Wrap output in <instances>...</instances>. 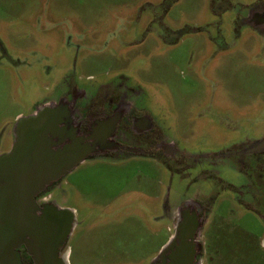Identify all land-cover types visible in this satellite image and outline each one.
<instances>
[{
    "label": "rangeland",
    "instance_id": "374dc122",
    "mask_svg": "<svg viewBox=\"0 0 264 264\" xmlns=\"http://www.w3.org/2000/svg\"><path fill=\"white\" fill-rule=\"evenodd\" d=\"M264 0H0V153L18 116L53 99L64 78L94 89L126 77L169 140L190 155L264 132V29L242 21ZM171 140V141H172ZM192 159V157L190 158ZM187 172L175 162L88 158L55 199L72 208L69 264H148L172 234L181 197L218 192L199 234L200 264H264V223L236 204V163ZM187 162V161H186ZM220 179V180H219ZM236 188V189H235ZM200 254V253H199Z\"/></svg>",
    "mask_w": 264,
    "mask_h": 264
},
{
    "label": "flooded vegetation",
    "instance_id": "af4514ba",
    "mask_svg": "<svg viewBox=\"0 0 264 264\" xmlns=\"http://www.w3.org/2000/svg\"><path fill=\"white\" fill-rule=\"evenodd\" d=\"M242 21L264 29V6L260 3L250 6ZM66 78L61 80L56 96L37 107L45 105L47 106L45 108L50 109H76L81 114L77 120L76 140L82 142L84 140L93 146V151L86 159L118 160L141 156L155 158L167 165L170 161L175 162L183 170L187 169V172L200 163L203 166L207 165L206 169L201 170V176L204 177L206 174L210 175V166L216 174L219 172L217 163L210 164L207 159L211 155L216 159L221 158L222 164L235 162V168L245 173L248 184L237 188L239 194L233 201L246 209L255 210L254 213L262 218L264 223V132L252 140H237L233 145L216 153L189 155L172 139L169 140L168 132L171 129L155 121L142 101L137 102L140 93L130 86L126 77L119 78V81L96 85L94 89L79 86ZM61 179L52 182L37 194L39 203H55L59 207H64V204L53 196V192L59 188ZM217 195L218 192L211 186L207 194H193L187 197L183 195L171 209L164 203V216L171 220L172 225L179 219H188L189 223L193 222L189 219L195 220L198 224L197 231L193 234L198 256L202 254L199 234L207 223L209 210ZM7 249L0 264H34L24 244Z\"/></svg>",
    "mask_w": 264,
    "mask_h": 264
},
{
    "label": "water",
    "instance_id": "95a60500",
    "mask_svg": "<svg viewBox=\"0 0 264 264\" xmlns=\"http://www.w3.org/2000/svg\"><path fill=\"white\" fill-rule=\"evenodd\" d=\"M42 105L18 116L9 150L0 154V261L24 244L34 264H69L66 244L75 224L72 208L39 203L37 194L86 159L93 146L76 140V109ZM179 219L148 264H200L195 220Z\"/></svg>",
    "mask_w": 264,
    "mask_h": 264
},
{
    "label": "bare ground",
    "instance_id": "6f19581e",
    "mask_svg": "<svg viewBox=\"0 0 264 264\" xmlns=\"http://www.w3.org/2000/svg\"><path fill=\"white\" fill-rule=\"evenodd\" d=\"M67 254H68V252H67Z\"/></svg>",
    "mask_w": 264,
    "mask_h": 264
}]
</instances>
